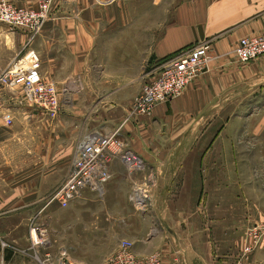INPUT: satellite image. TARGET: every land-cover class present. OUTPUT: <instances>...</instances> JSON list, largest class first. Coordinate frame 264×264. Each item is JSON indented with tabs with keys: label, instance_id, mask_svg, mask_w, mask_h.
Returning a JSON list of instances; mask_svg holds the SVG:
<instances>
[{
	"label": "crops",
	"instance_id": "crops-1",
	"mask_svg": "<svg viewBox=\"0 0 264 264\" xmlns=\"http://www.w3.org/2000/svg\"><path fill=\"white\" fill-rule=\"evenodd\" d=\"M6 1L34 9L39 2ZM107 2L103 7L96 0H54L48 20L31 41L28 33L4 32L6 41H17L18 53L0 59V72L30 43L29 48L40 58L42 78L54 83L59 98L66 102L61 111L72 116L71 122L30 110L32 122L24 128L40 131L45 128L41 119L51 121L48 128L54 136L49 153L57 170L64 172L63 181L76 144L87 132H117L143 161V172L128 173L122 162L114 159L109 165L111 178L102 191L81 192L80 206L95 211L85 223L88 234L97 235L100 243L106 236L110 250L123 240L130 241L136 257L158 253L161 264H174V259L177 264H200L202 255L194 252L191 240L184 237L190 220L180 211L195 209L194 204L186 205L184 195L195 194V202L199 201L201 191H207L200 179L214 171L215 159H208L212 158L208 152L193 151L201 142L215 143L214 138L208 140V132L233 99L247 98L264 86V56L240 63L234 54L242 38L264 35V0ZM169 2L174 4L170 20ZM202 43L209 45L212 60L208 70L180 97L157 105L150 116L131 117L142 85L157 76L159 67ZM24 111L18 106L0 111V209L4 210H24L41 201L40 190L25 188V181L36 172L26 177L20 169L24 166L18 167L15 156L6 149L11 141L9 128ZM6 117L11 118V125L5 123ZM40 146V141L35 143L34 154ZM146 178L152 183L153 212L136 214L128 197L132 185L140 186ZM173 194L178 196L173 198ZM108 251L101 249L98 256L104 257Z\"/></svg>",
	"mask_w": 264,
	"mask_h": 264
},
{
	"label": "rangeland",
	"instance_id": "rangeland-1",
	"mask_svg": "<svg viewBox=\"0 0 264 264\" xmlns=\"http://www.w3.org/2000/svg\"><path fill=\"white\" fill-rule=\"evenodd\" d=\"M38 1L36 9L16 3L11 5L21 9L37 10L40 4V0ZM96 2L100 6H108L107 0H96ZM173 8L174 4L169 2V20ZM11 29L18 30L16 33L19 31L28 33L30 41L35 35H31L27 30L11 28L0 23L1 60L10 58L9 54L18 53L16 38L12 39L16 41L15 43H10L11 40L6 41L5 38L4 32L12 34ZM8 45L11 47L8 48ZM29 46L30 43L17 55L15 61L21 60L28 52L33 51ZM60 102L61 105L66 104L62 99ZM18 107H22L25 114L23 112L18 114L9 128L11 141L6 149L15 156L18 167L24 166L20 169H24L26 177H32L35 175L32 173L36 172L34 177L25 181V188H29V191L34 188L40 190L41 201L24 210L0 209V264H39L37 257L40 251L32 249L29 243V231L35 225L45 231L46 251L52 256L57 257L60 252L65 251L71 262L104 264L107 256L116 250V246L110 250L106 236L103 238L105 241L100 243L96 241L97 235L86 232L85 223L91 215L94 216L95 211L83 210L79 198L66 208L51 202L52 193L62 184L64 177L62 175L64 172L57 170L58 165L52 159L53 154L49 153L50 141L54 136L48 128V123L51 121L41 119V123L45 124L44 129L34 131L31 126H28L30 130L26 131L25 123L32 122L28 116L30 110L33 113L35 110L25 104ZM225 110L216 117L207 135L208 140L214 138L215 143L205 145L206 141H204L198 146H193L195 149L193 153L208 152V155L212 157L208 159H215V162L214 171L209 170V176L200 179L201 184L203 181L204 191L206 189L207 191L205 193L201 191L199 201L195 202V194L184 195L183 201L186 205L190 203V206L194 204L195 207L193 210L180 211L190 220L187 225L188 232H185L184 237L191 240L194 252L202 255L201 260L199 259L200 264L205 262L207 264H264V86L249 94L247 98L233 99ZM57 117L60 118L59 120L65 119V122L72 121V116L62 112L61 108ZM34 120L37 121L35 118ZM73 122L78 121L73 120ZM60 129H63V126ZM21 138H24L23 142ZM38 141L41 146L36 147L37 152L34 154L32 148ZM21 153L24 156H17ZM35 164L38 166L35 167ZM205 164L208 169V162L204 161ZM144 170L145 167L137 173ZM126 171L136 173L129 172L127 169ZM140 186H143L147 193V207L139 211L132 203L129 202V204L136 214L146 215L153 212L151 200L154 195L150 191L152 183L146 178ZM177 196V194L172 195L173 198ZM171 211L174 212L172 209ZM101 249L104 251L109 249L106 256H98ZM205 254L208 255L207 258ZM173 262L177 264L176 259Z\"/></svg>",
	"mask_w": 264,
	"mask_h": 264
},
{
	"label": "built area",
	"instance_id": "built-area-1",
	"mask_svg": "<svg viewBox=\"0 0 264 264\" xmlns=\"http://www.w3.org/2000/svg\"><path fill=\"white\" fill-rule=\"evenodd\" d=\"M52 3L53 0H40L37 10H28L14 7L2 0L0 23L11 28L27 30L34 35L49 18ZM234 54L240 63H249L264 56V35L242 38ZM211 60L209 45L206 43L167 59L159 67L157 76L142 85L130 116L148 117L157 105L180 97L194 79L208 70ZM40 67L38 55L30 51L24 58L13 62L0 72V111L7 106L25 104L50 119L57 117L61 108L59 92L54 83L42 78ZM5 123L11 125V118L6 117ZM114 159H119L129 172H139L144 168L141 158L126 146L117 132L92 131L84 135L75 147L63 183L52 193L51 202L66 208L70 202L79 198L83 190L101 192L111 178L109 165ZM129 201L137 210L143 211L148 205L144 187L133 185ZM29 243L32 249L40 251L37 257L39 264H78L71 262L65 251L60 252L57 257L46 251V233L37 225L30 228ZM132 247L130 241H121L104 264H161L158 253L139 258L133 254Z\"/></svg>",
	"mask_w": 264,
	"mask_h": 264
}]
</instances>
